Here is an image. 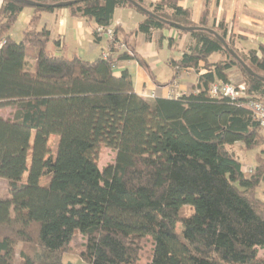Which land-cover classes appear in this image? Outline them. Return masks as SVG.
I'll list each match as a JSON object with an SVG mask.
<instances>
[{
	"label": "trees",
	"instance_id": "16d2710c",
	"mask_svg": "<svg viewBox=\"0 0 264 264\" xmlns=\"http://www.w3.org/2000/svg\"><path fill=\"white\" fill-rule=\"evenodd\" d=\"M32 1L43 5L0 4V109L11 108L0 116V178L9 183V196L0 197V264H14L18 243V264H65L62 255L77 233L88 264H136L146 236L153 249L145 264H264L258 255L264 198L256 195L264 184V138L250 105L264 92V44L238 50L240 35L224 19L210 18L208 0L195 20L183 0H133L138 6L82 0L66 7L52 4L68 0ZM24 7L33 12L15 41L8 32ZM120 7L142 14L133 31L112 26ZM59 8L95 27H112L105 57L47 49L49 31L37 23L41 12ZM169 29L189 36L181 56L168 60L169 83L184 69L195 71L197 82L176 97H143L127 70L115 74L111 60H135L151 75L127 38ZM92 35L94 41L103 36L95 28ZM232 69L242 76L244 96H211L213 83H231ZM235 143L261 147L248 175L229 149ZM102 148L115 159L100 170ZM183 206L192 212L181 216Z\"/></svg>",
	"mask_w": 264,
	"mask_h": 264
},
{
	"label": "crops",
	"instance_id": "0c3cea01",
	"mask_svg": "<svg viewBox=\"0 0 264 264\" xmlns=\"http://www.w3.org/2000/svg\"><path fill=\"white\" fill-rule=\"evenodd\" d=\"M1 2L2 0H0V4ZM208 4L210 18L224 19L233 33L240 35L239 38L234 39V45L238 50L245 51L256 48L260 43L264 44V0H208ZM182 5L192 9L194 20L197 19L205 6L203 0H183ZM32 12L31 7H24L18 14L13 26L16 25L23 31L27 29ZM212 13L215 14L212 16ZM142 19V14L135 9L120 7L114 10L112 26L120 25L124 32L128 33L133 31ZM237 19L239 23L236 25ZM42 27L49 31L51 40L47 49L54 54H63L66 57L78 55L83 59L93 60L106 55L108 52V37L102 36L99 41L93 39L92 32L95 23L84 18L71 16L66 8L41 12L37 28ZM8 35L11 37L10 30ZM127 40L138 55L144 59L151 75L135 60H118L115 74L127 70L137 94L150 97V94L154 93L155 96L168 97L167 93L170 90L188 93L195 86L198 74L192 69L179 71L169 83L173 71L168 65V60L171 57L178 58L181 56L185 45L189 42L188 34L178 35L175 30L169 29L153 31L149 37L142 33H133ZM202 71L200 69V72ZM235 74H237L235 70H229L231 83ZM261 133L264 138L263 127ZM235 144L239 145L240 143ZM239 147L244 148L241 144ZM255 165L249 169L253 170ZM242 170L245 171L243 167Z\"/></svg>",
	"mask_w": 264,
	"mask_h": 264
},
{
	"label": "rangeland",
	"instance_id": "374dc122",
	"mask_svg": "<svg viewBox=\"0 0 264 264\" xmlns=\"http://www.w3.org/2000/svg\"><path fill=\"white\" fill-rule=\"evenodd\" d=\"M240 3V2H238ZM215 13H212V16ZM239 23V20L237 19L235 21V24L237 25ZM11 38L15 41H19L22 38L23 35V29L18 26H13V28L10 29ZM218 57L217 54H213L210 59L215 60ZM29 63L32 62V60H28ZM237 74L232 78L233 84L243 83L242 82V76L241 74L236 71ZM11 112L10 107H5L0 109V116L2 117H8ZM54 143V137L51 136L49 139V145L52 148ZM241 144V143H240ZM239 144V145H240ZM238 144H235L233 146H230L229 149L234 152L235 156L240 160L243 169H245L246 174L248 175L247 169L249 167L256 164L255 160V153L259 152L261 147H256L251 150H247L245 148L239 147ZM242 145V144H241ZM264 146V145H263ZM115 159V152L110 148H102L99 152V158H98V167L100 170H102L105 166L112 164ZM29 163V158H28ZM27 176V171L24 172L22 179L25 180ZM45 179H41L40 182L44 183ZM256 195L260 198H264V184L261 183L256 189ZM9 196V183L7 179L0 178V197H8ZM192 212V207L190 206H183L179 209V214L181 216H187ZM182 225L178 223L176 225V231L181 232ZM85 239L84 237L77 233L73 239L69 242V245L66 249V251L62 255V260L65 262V264H88L86 261H84L80 253L83 250ZM22 247V243H18L15 247V256H14V264H18V251ZM152 249H153V240L150 236L144 237L140 242V251L139 256L136 264H145L147 263L152 255ZM258 255L262 258H264V248L258 249Z\"/></svg>",
	"mask_w": 264,
	"mask_h": 264
},
{
	"label": "built area",
	"instance_id": "2783aa9c",
	"mask_svg": "<svg viewBox=\"0 0 264 264\" xmlns=\"http://www.w3.org/2000/svg\"><path fill=\"white\" fill-rule=\"evenodd\" d=\"M95 30L97 33L106 36L108 38H111L113 30L112 27H108L107 29H104L102 26L98 25L95 27ZM4 43V40H0V44ZM119 46V45H118ZM116 46V47H118ZM123 47L122 45L119 46V48ZM104 57L106 55H103ZM112 66L115 68V63L117 62L114 58L111 60ZM245 92V85L244 83L239 84H233V83H225V82H215L210 86L209 94L211 96H216L218 94H223L225 96H228L230 98H236L240 96H244ZM181 93L178 91L170 90L167 93V96L170 97H176L180 95ZM155 94L151 93L150 97H154ZM250 105L253 111V119L258 122V124L264 128V92L260 94V96L252 101H250ZM248 172L251 171V169H247Z\"/></svg>",
	"mask_w": 264,
	"mask_h": 264
},
{
	"label": "water",
	"instance_id": "95a60500",
	"mask_svg": "<svg viewBox=\"0 0 264 264\" xmlns=\"http://www.w3.org/2000/svg\"><path fill=\"white\" fill-rule=\"evenodd\" d=\"M16 2H19V3H22L24 5H27V6H42L43 4H40V3H37V2H34L32 0H14ZM82 0H68V1H61V2H58V3H55V4H52L53 7H66L67 5L69 4H72V3H75V2H80ZM134 5L138 6L136 2H134L133 0H130ZM175 26L178 28V29H181V30H186V31H190V30H200V29H205V30H210V29H207V28H201V27H184V26H181V25H178V24H175ZM212 31V30H210ZM214 33V32H213ZM215 34V33H214ZM216 37L221 41V43L224 45V47L229 51V53L234 57L236 58L238 61H240L239 57L234 53V51L228 47V45L226 44V42L224 41V39L222 37H220L218 34H215ZM243 67L245 68V70L249 73V74H252V75H255L247 66H245L243 63H242ZM263 79V78H261Z\"/></svg>",
	"mask_w": 264,
	"mask_h": 264
}]
</instances>
